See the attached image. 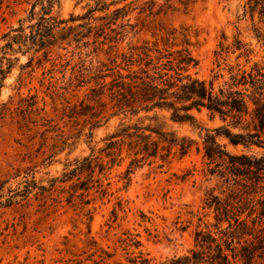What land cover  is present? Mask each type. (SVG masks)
Wrapping results in <instances>:
<instances>
[{"label":"rangeland","instance_id":"rangeland-1","mask_svg":"<svg viewBox=\"0 0 264 264\" xmlns=\"http://www.w3.org/2000/svg\"><path fill=\"white\" fill-rule=\"evenodd\" d=\"M34 1L0 0V36L28 16ZM101 1L108 9L97 6ZM260 2L52 0L51 14L71 27L55 31L49 59L41 66L34 61L21 82L19 65L29 54L19 55L0 92V264H91V241L112 253V262L130 264L141 251L157 263L199 250L200 230L222 242L220 229L228 223L217 227L213 201L228 197V184L210 174L203 128L229 124L230 118L223 122L204 108L193 110L197 125L173 121L159 108L118 113L114 78L128 72L122 55L145 41L164 54L157 69L162 54L152 50L149 72L174 75L175 63L165 56L175 57L179 33L187 28L198 60L188 73L215 91L263 93L249 83L252 75L264 85ZM127 21L132 29L122 28ZM162 28L176 29L177 38L166 40ZM218 140L231 154L264 158V144ZM181 143L191 144L183 155ZM258 178L264 185V172Z\"/></svg>","mask_w":264,"mask_h":264},{"label":"trees","instance_id":"trees-1","mask_svg":"<svg viewBox=\"0 0 264 264\" xmlns=\"http://www.w3.org/2000/svg\"><path fill=\"white\" fill-rule=\"evenodd\" d=\"M264 7V0H260ZM98 3L100 9H108L109 4ZM52 0H35L28 16L18 21V25L10 27L0 36V92L4 85L5 78L11 73L15 64L19 61V55H28L24 63L19 65L20 73L17 77L19 82L23 81L25 74L34 69L35 64L41 66L51 55L55 31H65L67 21L59 19L51 14ZM125 6L113 10L121 12ZM83 17V16H82ZM71 17V21L76 20ZM28 22L25 25V22ZM122 28H133L134 25L127 21L122 23ZM166 34V40L175 37L176 29L162 28ZM127 33V30H124ZM189 30L183 28L180 48L176 49L175 57L168 62H174L172 70L174 75L164 77L165 74L154 71L149 72V65L153 60L152 50L162 54L158 57L154 68L159 69L163 64L160 58L164 54L161 49H151L144 42V45L130 46V54L122 55L125 61L127 73L122 75L119 71L114 78L116 90L114 91L115 105L118 113L145 112L154 108L165 109L170 112V119L179 122H189L197 125L198 121L193 110L206 109L211 115H217L225 122L230 118L229 124H223L211 129L203 128L205 131L204 156L210 161V174L218 173L228 184V197L221 202L215 197V219L218 223L226 221L225 229H220L224 236L222 242L211 233L197 231L195 233L196 246L199 250H190L189 254L180 256L174 255L171 258L153 263L152 258H147L141 251L130 257V264H190L195 262H206V264H264V185L258 178L259 172H264V158H251L242 153L231 154L225 149V144L219 142L223 138L232 146L264 144L261 134L264 130V92L254 91L249 97L240 91H227L223 89L214 90L212 83L207 84L205 80L199 79L188 73L190 67L198 64L197 58L193 55L189 40ZM175 46V44H172ZM177 45V44H176ZM165 54L170 55L167 49ZM160 62V63H159ZM139 66V71L130 70L132 65ZM30 67L29 72L25 71ZM174 67V68H173ZM250 86L254 90L260 87L258 79L249 75ZM249 101L253 109H249ZM247 116L249 118L247 119ZM138 130L140 128L137 127ZM143 132V128L141 130ZM138 135V134H137ZM138 136L145 137V134ZM111 137H115L112 135ZM175 144V143H174ZM191 144L181 143L180 154H185ZM213 165V168H211ZM222 168V170L214 168ZM263 197L262 200L255 199L256 196ZM260 208L257 211L256 205ZM248 209L245 217L242 214ZM247 236V237H246ZM94 251L87 255L91 264H122L119 261H111L113 254L102 247H95L96 242L91 241ZM139 246L138 241L134 242ZM232 243H236L233 245ZM98 253L97 258H94Z\"/></svg>","mask_w":264,"mask_h":264}]
</instances>
